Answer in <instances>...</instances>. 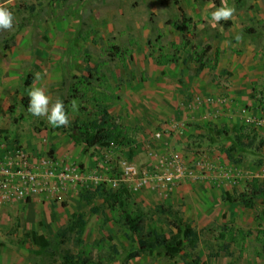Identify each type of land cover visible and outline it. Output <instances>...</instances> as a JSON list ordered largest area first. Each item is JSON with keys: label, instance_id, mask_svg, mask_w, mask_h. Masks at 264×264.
Instances as JSON below:
<instances>
[{"label": "rangeland", "instance_id": "obj_1", "mask_svg": "<svg viewBox=\"0 0 264 264\" xmlns=\"http://www.w3.org/2000/svg\"><path fill=\"white\" fill-rule=\"evenodd\" d=\"M208 2L179 0L177 5L175 0H0V6L14 16L13 28L0 31L1 134L6 135L9 145L20 143L39 157L58 159L57 154L67 153L70 156L65 163L75 165L85 175L104 179L81 183L67 198L41 197L3 209L0 264H52L62 262L67 251L80 255L81 248H91L92 264H264V238L258 237L264 230V207L257 201L250 210L223 200L227 193L243 192L252 179L264 184V0H242L241 5L225 0L235 7V18L221 21L215 28L209 24L214 9L206 8ZM213 2L218 7L221 4V0ZM183 15L192 19L186 35L187 49L183 35L168 24L181 21ZM236 35L242 36L240 42L235 40ZM112 45L126 49L127 58H112ZM206 45L212 47L209 59H215L216 51L220 53L219 67L205 73L206 80L215 81V88L221 90V111L209 122L174 123L179 128L175 130L176 143L191 158L205 157L213 162L237 179V184L217 171L216 184L186 181L167 197L147 191L136 194L134 201L147 213L146 232L156 229L171 236L176 231L171 226L174 218H179L195 229L198 243L197 247L186 245L174 258L158 251L128 260L135 245L128 237L130 233L114 222L105 224L104 217L93 214L91 207L101 205L108 191L114 190L105 179L113 175L122 159L152 164L156 156L169 154L174 136L169 135L173 138L169 145L170 139L164 138L166 127L172 121H184V107L197 101V95H204L199 78L203 74L197 73L198 64L189 51L196 48L201 52ZM159 49L165 56H175V60L158 66ZM86 60L91 67H101L106 94L119 96L110 110L135 129L131 146L86 149L70 137L72 127L93 111L91 102L76 100L77 111L71 106V87L75 77L85 74ZM37 73L41 74L38 80ZM30 75V87L43 88L53 102H64L70 121L65 130L53 128L46 117H35L27 111L23 99L29 101L30 87L26 89L24 82ZM237 79L239 83H234ZM233 89L240 91L239 97L232 96ZM228 105L235 108L228 110ZM200 111L197 109L196 117ZM218 130L224 133L218 134ZM163 131L162 138L156 140L154 134ZM97 187L103 196L95 197L90 204L80 199L81 194L91 195ZM75 213L84 214L87 220L80 243L76 231L68 228ZM227 228L236 231L231 256L222 251L220 235ZM34 231L45 237L49 247L32 242L30 234ZM102 236L106 241L100 242ZM112 245L118 253L112 252Z\"/></svg>", "mask_w": 264, "mask_h": 264}, {"label": "trees", "instance_id": "obj_2", "mask_svg": "<svg viewBox=\"0 0 264 264\" xmlns=\"http://www.w3.org/2000/svg\"><path fill=\"white\" fill-rule=\"evenodd\" d=\"M165 1L169 2L170 0ZM235 1L239 5L242 4V0ZM175 2L177 5L179 4V0H175ZM168 24L183 35L184 47L187 49L189 40L186 39V35L191 30L192 19L183 15L181 21H169ZM211 50V45H206L201 52L196 48L189 51L191 59L198 64L197 73H201L207 68L212 70L217 69L220 53L216 51L215 59L211 60L208 57ZM159 51L161 54L159 59H157L158 66L167 65L175 60V56H173L174 58H172L171 55L165 56L162 49H159ZM110 54L114 59H121L127 58L129 52L118 45H112L110 47ZM100 73V66L91 67L90 62L86 60L85 74L75 77V82L71 87V97L84 103L91 102L93 111L88 114L86 119L81 120L72 127L70 137L76 145L83 146L86 149H109L114 145L126 148L134 143L135 129L130 125L124 124L121 117H115L114 114L110 112V106L113 100L119 99V96L117 94L112 96L106 94V89L103 87V79L105 78H103V75L101 76ZM32 80L31 75L27 77V80L24 82L26 89L31 86ZM23 101L26 102V107L28 108L29 101H27V98H24ZM82 110L84 111L86 109ZM66 111L68 114L69 111L67 108ZM56 129L65 130V127ZM242 129L243 128H240V130ZM217 133L223 134L224 132L218 130ZM235 147L236 145H233L232 149ZM97 196H103L100 187H97L95 192L91 195L81 194L80 199L90 204ZM134 200V193L126 187H120L118 189L109 190L101 205L91 207V212L93 214L102 215L104 217L105 224L114 222L130 233L128 237L135 245L137 244V246L135 247L134 245L132 250L128 253V260H134L144 254H152L158 251H162L166 256L174 258L184 252L186 245L197 247V232L189 223L179 218H174L171 226L176 231L173 232L171 236H167L156 229L146 232L147 213ZM223 200L240 204L250 210L255 208L257 201H260L264 207V184L260 183L258 179H252L247 183L243 192L234 194L227 193ZM86 225L87 220L84 214L75 213L72 215L68 228L76 231L77 241L79 243L85 235ZM235 232L234 229L227 228L226 231L220 235L224 245L222 251L228 256L232 255L231 246L236 243ZM30 237L34 244L38 246L41 245L45 248L49 247V243L45 237L39 235L37 232H32ZM258 237L264 238V230L259 232ZM104 241H106V237L102 236L100 242ZM100 246L98 247L100 248ZM111 248L112 252L118 253L116 245H112ZM90 249L91 248L85 250L81 248L80 255H74L67 251L63 256L62 262L55 261L52 264H92Z\"/></svg>", "mask_w": 264, "mask_h": 264}, {"label": "built area", "instance_id": "obj_3", "mask_svg": "<svg viewBox=\"0 0 264 264\" xmlns=\"http://www.w3.org/2000/svg\"><path fill=\"white\" fill-rule=\"evenodd\" d=\"M165 132L155 133L154 138L160 140ZM150 156L154 154L150 153ZM155 158L153 165L122 159L105 182L113 189L126 187L134 194L149 191L165 197L186 181L200 182L216 178L217 171L237 184V179H232L230 174L205 157L194 158L189 163L173 153ZM87 180L97 183L104 181L98 175L83 174L80 168L64 160L53 156L39 157L22 147L9 145L6 135L0 132V209L8 204L41 197L66 198Z\"/></svg>", "mask_w": 264, "mask_h": 264}, {"label": "clouds", "instance_id": "obj_4", "mask_svg": "<svg viewBox=\"0 0 264 264\" xmlns=\"http://www.w3.org/2000/svg\"><path fill=\"white\" fill-rule=\"evenodd\" d=\"M207 9H214L210 13L209 24L215 28L221 21L234 20L236 9L230 7L225 3V0H221V4L218 7L213 0H209L206 5ZM14 16L13 13L4 6H0V31H9L13 28ZM235 40L240 42L242 40L241 35H236ZM230 43V42H225ZM41 74L37 73L35 79H40ZM29 105L27 111L35 117H46L47 122L53 128L67 127L69 125V117L65 108V104L61 99H56L54 102L51 97L46 94L45 90L40 87H30L28 91ZM73 111L78 110L77 101L74 99L71 101Z\"/></svg>", "mask_w": 264, "mask_h": 264}, {"label": "crops", "instance_id": "obj_5", "mask_svg": "<svg viewBox=\"0 0 264 264\" xmlns=\"http://www.w3.org/2000/svg\"><path fill=\"white\" fill-rule=\"evenodd\" d=\"M5 1H10V0H5ZM0 5H2V4H0ZM172 63V62H171ZM171 63H169V64H171ZM218 67H219V64H218ZM217 67V68H218ZM206 70H212V69H209V68H207V69H205V70H203L201 73H198V74H200V75H202L203 74V76H201V77H199V78H201L202 79V81L201 82H203L201 85H200V92L202 93V94H204V95H197L196 97L198 98L197 99V101H195V99L189 104V105H187L186 107H184V110H183V113H182V118H185V120L184 121H181V122H175L176 120L174 119V118H176V117H174V118H171V119H174L175 121H172V123H169L168 124V127H169V133L167 134V131H166V136L164 137V138H166V137H168L169 139H170V141L168 142L169 143V145H170V143H171V141L173 140V138H174V140H173V142H172V144L170 145V147H169V150L171 151H169V153L171 154V153H173V154H178L182 159H184L187 163H189V161H191L192 159H194V158H191V155L190 154H188V153H186V152H184V151H180V149H178V146H177V143H178V135H176L177 134V132L175 133V130H177V129H179L178 127H174L173 128V124L174 123H176V124H179V123H182V124H186V123H189V122H196V121H203V123L204 122H207L208 120H211V118L213 117V116H216L218 113H220V111H221V109L219 108V106H218V103H219V98L218 97H220V93H221V90L217 87V88H215V86H214V84L216 83L215 81H213V80H206L207 79V75H206V73H205V71ZM212 71H214V70H212ZM216 72V71H215ZM205 73V74H204ZM212 82V83H211ZM236 82H238V79L237 80H234V83H236ZM211 83V84H210ZM239 83V82H238ZM239 92L240 91H235L234 89L233 90H231V93L233 94L232 96H234V97H239ZM210 96H214V99H212L213 97H210ZM195 97V98H196ZM182 100H184L185 98L184 97H182L181 98ZM213 102L214 103H216V104H213ZM238 103V102H237ZM209 104H212V105H209ZM226 107V109H228V110H231L232 108L234 109L235 107H233L232 105H228V106H225ZM229 107H231V108H229ZM197 109L200 111V109H202V111H200V113L201 114H199L197 117H196V115H195V113L197 112ZM225 109V110H226ZM224 110V109H223ZM110 112L112 113V111L110 110ZM113 114V113H112ZM209 122V121H208ZM202 124V123H201ZM185 126V125H184ZM167 128V127H166ZM165 128V129H166ZM1 132V131H0ZM173 132H174V134H173ZM165 134V133H164ZM169 135H173L174 137L173 138H170V136ZM186 141L188 142L189 140H187L186 139ZM177 142V143H176ZM168 143H166V144H168ZM20 143H17V146H19V147H22L25 151H27V152H29V153H31V154H35V155H38L37 153H34L33 151H30V150H28V149H26L23 145H19ZM173 151H175V153L173 152ZM69 154H67V153H61V154H57V158L58 159H61V160H64L65 158H69ZM125 159H129V160H131V161H134V162H136L138 159H135V158H132V159H130V158H125ZM147 161H145V163H146ZM141 163V162H140ZM143 163V162H142ZM149 164H151V163H149ZM151 165H153V163L151 164ZM215 181H216V179L215 178H213V179H211V180H209V181H207V182H209V183H214V184H216L215 183ZM184 185H181V186H179V187H177L176 189L179 191L180 190V188L181 187H183ZM175 191L173 194L175 195L178 191ZM143 192V191H142ZM147 192H149V191H147ZM72 193H73V191L72 192H70V194L67 196V197H69V196H71L72 195ZM141 193V192H140ZM149 193H152V192H149ZM138 194V193H137ZM136 195V194H135ZM158 195V194H157ZM160 197H161V195H159ZM66 197V198H67ZM162 197H164V196H162ZM36 199H39V198H36ZM36 199H33V200H30V201H32V202H34V200H36ZM27 202V201H26ZM22 204H25V202H19V203H14V204H8V205H6V206H4V207H2L1 209H0V214H1V211L3 210V209H8V208H10V207H12V208H15V207H20V206H22ZM4 214L5 213H2L1 215L2 216H4ZM0 222H3V219H0Z\"/></svg>", "mask_w": 264, "mask_h": 264}]
</instances>
